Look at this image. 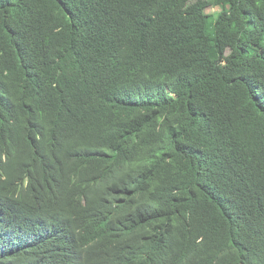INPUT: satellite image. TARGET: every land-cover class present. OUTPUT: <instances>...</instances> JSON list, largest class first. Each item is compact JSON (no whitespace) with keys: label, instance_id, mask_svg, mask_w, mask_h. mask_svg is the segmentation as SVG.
I'll list each match as a JSON object with an SVG mask.
<instances>
[{"label":"trees","instance_id":"1","mask_svg":"<svg viewBox=\"0 0 264 264\" xmlns=\"http://www.w3.org/2000/svg\"><path fill=\"white\" fill-rule=\"evenodd\" d=\"M216 1L0 0V264H264V0Z\"/></svg>","mask_w":264,"mask_h":264},{"label":"rangeland","instance_id":"2","mask_svg":"<svg viewBox=\"0 0 264 264\" xmlns=\"http://www.w3.org/2000/svg\"><path fill=\"white\" fill-rule=\"evenodd\" d=\"M216 1V0H215ZM216 2H218V1H216ZM216 4H218V3H216ZM219 7L218 6H215V7H209L208 9H207V12L208 13H215V12H219Z\"/></svg>","mask_w":264,"mask_h":264}]
</instances>
